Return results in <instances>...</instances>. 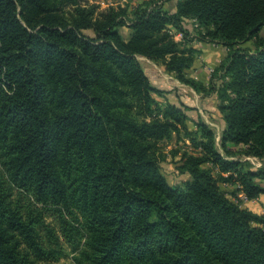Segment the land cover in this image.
<instances>
[{"label":"trees","instance_id":"16d2710c","mask_svg":"<svg viewBox=\"0 0 264 264\" xmlns=\"http://www.w3.org/2000/svg\"><path fill=\"white\" fill-rule=\"evenodd\" d=\"M151 3L0 0V264H47L61 238L74 264H264V215L238 198L264 194V168L233 159L235 147L264 159V0ZM187 20L228 49L218 87L185 74ZM138 56L216 91L223 152L204 122L188 128L186 107L155 99ZM182 133L199 152L182 154L188 180L172 186L156 151Z\"/></svg>","mask_w":264,"mask_h":264},{"label":"rangeland","instance_id":"374dc122","mask_svg":"<svg viewBox=\"0 0 264 264\" xmlns=\"http://www.w3.org/2000/svg\"><path fill=\"white\" fill-rule=\"evenodd\" d=\"M173 1L174 0H90L91 3H96L101 7L121 5V6H127L130 9L139 5V4H142L143 6H145L149 2L157 4L158 6H161V7H163V5L165 4V7H167L169 9L171 4L173 3ZM193 22H194L193 20H192V22L190 21V23L188 22L186 28L189 30H191L192 27L197 28L196 22H194V25H193ZM85 33L88 35H91V36L93 35L91 30H86ZM119 33H120L121 38L124 41H127L129 39L130 34H131V30L130 29L128 30L127 27H120ZM207 42L212 43L214 46H219V45L222 46V44H220L218 42H210V41H207ZM240 46L242 48H245V49L251 50V51L254 49L253 41L243 43ZM227 52H228V49H227ZM142 57L143 56H138L137 57L138 61H139L140 65L142 66L144 72L146 71L145 74L148 73L149 75H151V72H152L151 70H155V67L153 65H151V67H150L151 69L148 68L146 62L144 61V59ZM226 57H225V59H226ZM225 59L221 60L216 65L210 66L207 69V71L209 72V74L211 76V81H213V85L216 87H218L221 84V82L223 81L222 75L224 74V70H220L219 66L221 65V63H223V61ZM155 63L159 64L163 68L162 70L165 74L173 76L175 78V76L172 73H169L168 71H166V69L162 63H159V62H155ZM185 74H186V76L188 75L187 70H186ZM147 77H148V75H147ZM175 79L177 81H179L177 78H175ZM149 80H150V78H149ZM150 82H151V80H150ZM180 83H182V82H180ZM185 85L189 88H192L188 84H185ZM153 88L155 90L153 92V96L155 97V99L158 102H160L161 104H167V103L172 104L171 102H169L167 100L168 97L166 95H164V94H167L166 91L159 90V89L155 88L154 86H153ZM210 93H214L216 95V98H217L216 109L218 112L214 113L213 110H210L211 107L213 108V106L215 105V103H214L215 98L212 100L209 99L208 104H207V108L204 106L205 109H203V114L205 115L206 118L203 117L204 115H199V113H198V119L200 121L204 122L206 125H208L215 132L217 146H218L219 150L221 152H223L220 148V135L222 132V127H221V114L219 113V110H218L219 101H218L217 93L215 90H212V92H210ZM161 97L164 98L162 101L160 99ZM173 105L179 106L181 108H185V107L187 108V110L185 111L187 116H188L186 123H187V126L189 129L194 130L195 129L194 121L197 118L196 119L190 118L189 113L193 110H197V108L188 105V103L187 104H178V105L176 103H174ZM206 119H207V122H205ZM181 135L183 137L182 136L177 137L174 135L171 140L160 142L158 144V149L156 151V156H157V161H158V166L160 168V171L164 175L168 184H170L172 186L177 185V184H182L188 180V176L185 173H181L178 169V166L180 165V162H181L180 159H181L182 154H184V153L198 154V152H199L198 149L194 147V145L187 138V136H185L184 133H182ZM235 150H236V155L233 156V159L241 161V164L244 166V168L252 170V171H256L260 168H264V159H259V158L254 157V156H245L239 147H235ZM259 182L264 184L263 179H259ZM220 187H221L222 192L225 193L226 196L231 198V200H233L234 202H237V199H235V194H234L235 189H236L235 185H232L228 182H222L220 184ZM242 195L243 194H238V198L240 200V202L239 201L238 202L240 203V205L242 207H247L257 214L264 215V194L261 196L260 201L257 200L255 202H253L252 206H250L248 204L251 200H247L245 197H241ZM46 222L50 224L49 227L53 228L55 232L60 233L58 230L57 221L54 217L46 218ZM46 238H47V236H45V234L43 233V239L45 242V246L47 247L48 242H47ZM60 246H61L60 251H58L55 254H52L53 256L50 257V259L46 263L47 264H74L73 258L76 254L71 251L68 244L64 241L63 238H61V245Z\"/></svg>","mask_w":264,"mask_h":264},{"label":"crops","instance_id":"0c3cea01","mask_svg":"<svg viewBox=\"0 0 264 264\" xmlns=\"http://www.w3.org/2000/svg\"><path fill=\"white\" fill-rule=\"evenodd\" d=\"M177 2L178 0H174L169 9L165 7V4L163 5V8L170 13H174L176 12L177 9L176 6ZM190 21L192 22V20H187L184 23L185 28L187 26V23L188 22L190 23ZM127 29L129 30V28ZM189 31H190L189 38L187 39V41H184L183 46L194 49L195 53H194L193 65L189 70H187L188 71L187 76L189 78L196 80L197 82L204 84L205 86H208L210 83H212L213 85V81H211V76L207 71V69L210 66L216 65L218 62L225 59L228 53L227 49L221 45L214 46L212 43L198 39L197 36L195 35L197 29L194 27H192V29ZM173 34L176 41L182 40L181 33L178 32L174 33L173 31ZM142 58L146 62L148 68H150L151 65L155 67V70H151L152 71L151 75H149L148 73L146 74L150 78L151 83L155 88L167 92V94L164 95L168 97L167 100L169 102H171L172 104L176 103L177 105L188 103V105L197 108V110H193L189 113L190 118L198 119V113L199 115H204L203 109H205V107L207 108L209 99L212 100L215 98V102L213 101L215 105L213 106V108L211 107L210 110H213L214 113L218 112L216 109L217 98L214 93L197 92L192 88L187 87L184 83H180L173 76L165 74L162 70L163 68L159 64L155 63L153 60L147 59L145 57ZM160 99L162 101L164 98L161 97ZM203 117H205V115ZM205 122H207V119ZM221 127L222 129L224 127V121L222 120V118H221ZM261 196L255 200H251L248 204L252 206L253 202L257 200L260 201Z\"/></svg>","mask_w":264,"mask_h":264},{"label":"built area","instance_id":"2783aa9c","mask_svg":"<svg viewBox=\"0 0 264 264\" xmlns=\"http://www.w3.org/2000/svg\"><path fill=\"white\" fill-rule=\"evenodd\" d=\"M196 26H197V24H196ZM241 197H245L244 195H242ZM246 198V197H245Z\"/></svg>","mask_w":264,"mask_h":264}]
</instances>
